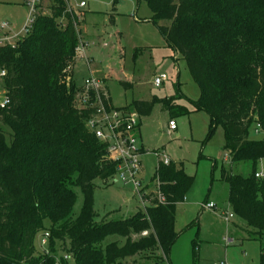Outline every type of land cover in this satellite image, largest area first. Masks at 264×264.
Instances as JSON below:
<instances>
[{
	"label": "trees",
	"instance_id": "16d2710c",
	"mask_svg": "<svg viewBox=\"0 0 264 264\" xmlns=\"http://www.w3.org/2000/svg\"><path fill=\"white\" fill-rule=\"evenodd\" d=\"M136 2L147 3L148 21L186 61L200 89L195 110L209 115L210 132L222 126L233 163L252 164L248 177L224 170L222 179L230 209L253 229L251 238L264 242V178L256 177L264 139L249 138L254 125L264 134V0ZM74 21L59 2L51 16L37 18L29 36L0 47V73L6 72L0 89L10 101L0 123L12 131L8 144L0 130V264H171L180 237L176 209L195 179L183 164L159 161L152 182L159 181L165 203L155 198L130 218L96 220L94 181L108 183L118 163L88 128L96 95L89 92L91 104L77 106L86 93L74 81ZM108 97L104 102L112 104ZM157 105L171 118L190 113L175 97L136 100L123 110L148 117ZM76 189L83 194L78 215ZM41 233L50 234L47 253L35 247ZM110 237L118 240L106 244Z\"/></svg>",
	"mask_w": 264,
	"mask_h": 264
},
{
	"label": "rangeland",
	"instance_id": "374dc122",
	"mask_svg": "<svg viewBox=\"0 0 264 264\" xmlns=\"http://www.w3.org/2000/svg\"><path fill=\"white\" fill-rule=\"evenodd\" d=\"M77 1L87 4L79 26V42L89 44L83 56H77L73 66L78 87L84 86L88 78L97 80L101 89L110 95L112 106L119 110L136 100L175 97L176 104L190 112L183 116L175 114L171 118L170 111L157 105L150 116L141 118L140 129L132 134L144 149L141 180L145 184L150 182L163 157L183 164L186 174L195 179L186 200L176 209V229L180 237L172 248L171 264H213L220 261L260 264L264 242L251 238L253 229L229 208V187L222 179L224 170L248 177L253 170L252 164L233 163L226 149L224 128L219 125L211 133L209 115L195 110L194 102L200 97V89L186 61L167 44L157 26L147 20L152 16L147 3L138 6L136 0ZM27 18L24 0H0V24L8 23L11 33H20ZM163 75L168 80L161 87H155L154 80ZM4 100L5 93L0 89V104ZM77 106L83 107V103L77 102ZM171 119L177 124L175 133L169 131ZM0 130L4 132L7 143L11 144V129L0 123ZM249 138L261 141L264 134L254 125ZM256 171L264 174V160L258 163ZM117 177L108 183L101 179L94 181V208L98 222L130 218L151 207L156 198L157 183L151 188L150 201L143 204L133 187L116 181ZM76 192L75 214L78 215L83 205V194L80 189ZM208 203L216 205V209L203 208ZM223 206L228 210L224 211ZM228 214H233L230 223L224 220ZM43 235L41 233L35 239L38 252L45 251L40 244ZM227 238L233 242L227 244ZM116 240L117 237H110L105 243ZM196 246L199 259L194 257Z\"/></svg>",
	"mask_w": 264,
	"mask_h": 264
},
{
	"label": "built area",
	"instance_id": "2783aa9c",
	"mask_svg": "<svg viewBox=\"0 0 264 264\" xmlns=\"http://www.w3.org/2000/svg\"><path fill=\"white\" fill-rule=\"evenodd\" d=\"M59 2H62L65 8V12L70 14L74 18V26L79 32V26L83 22L84 14L83 10L87 7L86 2L77 0H24V4L28 9V18L24 28L18 34L11 33L10 25L8 23L0 24V47L14 46L20 39L29 36L33 30V27L39 16H51V10L53 6H56ZM89 45L84 41H80L76 50L77 56L82 55L85 47ZM6 76V72L0 73V78ZM168 78L163 75L154 80V86L159 88ZM85 88L86 95L83 96V105H89L92 101L89 92H93L96 97L91 106L94 109V114L88 121V128L95 134L98 140L107 145L108 159L112 162L118 163L117 173L114 176L117 180L124 185L132 186L135 194L142 200L143 204L150 201L151 193L146 190L141 180L142 163L141 157L143 155L139 146V141L132 134L140 127L141 117L134 111L119 110L112 106V104H106L104 98L108 101L109 97L104 90L101 89V84L92 78L85 80L83 86ZM10 101L5 97V100L0 104V109H5L9 105ZM169 129L171 132L177 130V124L174 120L169 122ZM161 162L164 165H169L171 161L166 157H163ZM257 178H264L261 173L256 174ZM113 178V179H114ZM158 185V192L156 198L159 203H165L166 199L160 191V183ZM203 208L207 210L216 209V205L208 203L203 205ZM233 218V214L225 215L224 220L230 223ZM143 235H147L144 233ZM49 233H45L41 238V248L47 251L49 243ZM227 244L233 242L232 239H226ZM47 253V252H46ZM70 257L65 256L64 260L70 262ZM61 263V262H60ZM59 263V264H60ZM213 264H227L224 261L215 262Z\"/></svg>",
	"mask_w": 264,
	"mask_h": 264
},
{
	"label": "crops",
	"instance_id": "0c3cea01",
	"mask_svg": "<svg viewBox=\"0 0 264 264\" xmlns=\"http://www.w3.org/2000/svg\"><path fill=\"white\" fill-rule=\"evenodd\" d=\"M149 19V18H148ZM147 19V20H148ZM73 73H74V70H73ZM74 81H75V79H74ZM83 87V86H82ZM113 105V104H112ZM141 118H143V117H141ZM140 125H141V123H140ZM140 129V128H139ZM169 131H170V129H169ZM171 132V131H170ZM175 132H177V130L176 131H174V133ZM140 146V145H139ZM140 148H141V150H142V153H143V155H142V157L144 156V149H143V147H141L140 146ZM161 161V160H160ZM142 163V162H141ZM142 165V164H141ZM142 170H143V167H142ZM258 173H261V174H263L262 172H258ZM264 175V174H263ZM153 178V177H152ZM152 178H151V180H150V182L149 183H147V184H145L143 181H142V183H143V185H144V187H146V190L147 191H151V188L153 187V186H155L156 185V182H152ZM228 206H229V203H228ZM230 208V207H229ZM222 209L224 210V211H226V210H228L227 209V206H223L222 207ZM224 217V216H223ZM222 217V218H223ZM231 222V221H230Z\"/></svg>",
	"mask_w": 264,
	"mask_h": 264
}]
</instances>
